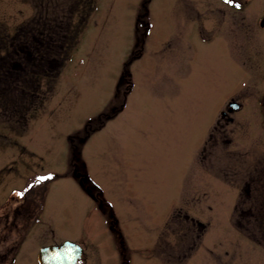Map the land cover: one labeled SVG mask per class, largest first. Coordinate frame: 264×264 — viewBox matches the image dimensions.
Listing matches in <instances>:
<instances>
[{
    "label": "rangeland",
    "instance_id": "374dc122",
    "mask_svg": "<svg viewBox=\"0 0 264 264\" xmlns=\"http://www.w3.org/2000/svg\"><path fill=\"white\" fill-rule=\"evenodd\" d=\"M263 1L0 0V264H264Z\"/></svg>",
    "mask_w": 264,
    "mask_h": 264
},
{
    "label": "trees",
    "instance_id": "16d2710c",
    "mask_svg": "<svg viewBox=\"0 0 264 264\" xmlns=\"http://www.w3.org/2000/svg\"><path fill=\"white\" fill-rule=\"evenodd\" d=\"M43 24H46L44 21H43ZM46 27V26H45ZM49 28V27H48ZM34 38H36L37 40L35 41V45H36V47L37 48H35V51L34 52H32V50L30 49V50H28L29 48H30V45L31 44H28V43H25V47H23V50H26L27 52H28V56L27 57H29L28 59H31V55L33 56L34 55V57H33V62H34V66L38 69V68H40V65H41V63H43L41 60H42V57H44V55L46 54V53H44V50H47V52H49V50L48 49H45V47L46 48H49V45L51 46V43H53V44H55V42H53V39H52V35L49 33V31H45V30H41L40 32H39V34H37V37L36 36H34ZM48 40V42H46V41H44V40ZM56 43H59V42H56ZM34 45V46H35ZM32 46V45H31ZM45 46V47H44ZM62 43H59V46L57 47L56 46V44H55V46L53 45V50L55 51V53H59L60 52V50L62 49ZM41 47H43L44 49H42ZM26 48V49H25ZM28 48V49H27ZM50 49H52V48H50ZM31 51V52H30ZM134 51H135V49H134ZM54 52H49L48 53V55H46V56H50V55H53L52 56V58H50L54 63L57 61V60H59L57 57V55L55 54ZM30 54V55H29ZM40 56H42L39 60H36L38 57ZM137 57V56H136ZM131 59V58H130ZM59 65H60V63H59ZM38 66V67H37ZM121 83H122V81H123V83L125 84V87H127L126 86V84L129 86V82H128V78H127V75L126 74H124V72L122 73V75H121ZM125 81H127V82H125ZM122 83V84H123ZM8 85H11V84H8ZM113 114H111V115H109L108 116V118H110L111 116H112ZM103 116V117H102ZM105 116V117H104ZM105 119H107V114H102V113H100L96 118H95V120H96V124L97 125H95V127L94 128H98V127H100L101 125H102V123L105 121ZM94 128H92L91 126H87L85 129H87V130H83V133L86 135V136H88L89 134H90V132L92 131L91 129H94ZM74 174V173H73ZM64 175V174H63ZM62 174L61 175H57V177H62L63 176ZM74 176L75 177V179L79 182V184L83 187V188H85L86 189V191H88V188H86V186H85V183L81 180V178H79V177H77V175L75 176V174L74 175H72V171H71V169H69V172L67 173V174H65L64 176ZM51 180H52V178H51ZM40 199H41V202H40V204H41V206L43 205V203H44V199H45V197H44V188L41 190V193H40ZM236 222H237V224H238V226H239V228L240 229H242V230H244V231H246L247 232V230H245L243 227H241V223H240V221H239V219H237L236 220ZM249 233V232H248ZM250 234V233H249ZM250 236H252V235H250ZM255 242H257V243H262V242H259L258 240H254ZM263 246H264V244H263Z\"/></svg>",
    "mask_w": 264,
    "mask_h": 264
},
{
    "label": "water",
    "instance_id": "95a60500",
    "mask_svg": "<svg viewBox=\"0 0 264 264\" xmlns=\"http://www.w3.org/2000/svg\"><path fill=\"white\" fill-rule=\"evenodd\" d=\"M229 105L231 110L238 108L236 103H229ZM82 255L81 244L65 240L60 245L51 244L40 248L37 261L38 264H78Z\"/></svg>",
    "mask_w": 264,
    "mask_h": 264
},
{
    "label": "flooded vegetation",
    "instance_id": "af4514ba",
    "mask_svg": "<svg viewBox=\"0 0 264 264\" xmlns=\"http://www.w3.org/2000/svg\"><path fill=\"white\" fill-rule=\"evenodd\" d=\"M239 0H224V2H226L227 3V5H229L230 7H232V8H234V9H238L239 7H240V5H239V7H237V5L235 4V3H233V2H238ZM264 2V1H263ZM262 3V2H261ZM225 4V3H224ZM224 7H226L225 5H224ZM227 8V7H226ZM229 8V7H228ZM255 10H257L256 12H262V16H261V18H260V20H259V26H260V28H264V3L263 4H261V5H258L257 7H256V9ZM263 21V22H262ZM227 109H228V111H230L231 110V108H230V105H229V102H228V104H227ZM239 109V106H238V108L237 109H235L236 111ZM221 115H225V113L224 112H221ZM77 172V171H76ZM75 172V173H76ZM78 173V172H77ZM18 207H13V210H12V212H11V214L10 213H4V215H5V218L7 219V220H9V216L10 215H14V212L16 211V209H17ZM19 208H18V210H17V212H19ZM21 212H25L26 214H28V212H27V206H25L24 208H23V211H21ZM39 213H40V210H39ZM15 214H17V213H15ZM25 215V214H24ZM39 215V214H38ZM35 220L36 221H38L39 220V217L38 216H36L35 217ZM37 223V222H36Z\"/></svg>",
    "mask_w": 264,
    "mask_h": 264
},
{
    "label": "bare ground",
    "instance_id": "6f19581e",
    "mask_svg": "<svg viewBox=\"0 0 264 264\" xmlns=\"http://www.w3.org/2000/svg\"><path fill=\"white\" fill-rule=\"evenodd\" d=\"M88 192H90V190L88 189Z\"/></svg>",
    "mask_w": 264,
    "mask_h": 264
},
{
    "label": "snow or ice",
    "instance_id": "6c2138e0",
    "mask_svg": "<svg viewBox=\"0 0 264 264\" xmlns=\"http://www.w3.org/2000/svg\"><path fill=\"white\" fill-rule=\"evenodd\" d=\"M237 7H239V5H237Z\"/></svg>",
    "mask_w": 264,
    "mask_h": 264
}]
</instances>
